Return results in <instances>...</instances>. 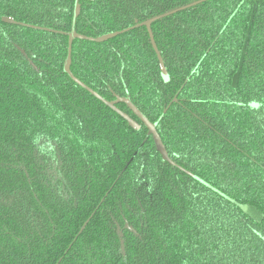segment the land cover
I'll return each instance as SVG.
<instances>
[{"label":"trees","instance_id":"1","mask_svg":"<svg viewBox=\"0 0 264 264\" xmlns=\"http://www.w3.org/2000/svg\"><path fill=\"white\" fill-rule=\"evenodd\" d=\"M74 3L0 0V264H264V0L79 1L89 38L188 6L151 24L168 82L143 26L71 49L175 166L63 72Z\"/></svg>","mask_w":264,"mask_h":264},{"label":"water","instance_id":"2","mask_svg":"<svg viewBox=\"0 0 264 264\" xmlns=\"http://www.w3.org/2000/svg\"><path fill=\"white\" fill-rule=\"evenodd\" d=\"M80 0H75L74 3V9H73V18H72V25H71V29L70 32L65 34L68 38V47H67V55H66V59L64 61L63 64V72L74 82L76 83L78 86H80L82 89H84L85 91H87L89 94H91L93 97H95L97 100H99L100 102H102L106 107H108L110 110H112L113 112H115L117 115H119L123 120H125L128 124V126L130 128H132L135 131H138L140 129V126L134 121L132 120L127 114L121 112L120 110H118L116 108V105L118 103H123L127 106V108L133 113V115L143 124V126L146 128L147 130V136L151 137L155 149L156 151L160 154L161 158L163 161L169 163L171 166H175V164L169 159L168 154L165 150V147L162 144V141L158 135V133L156 132V126L157 123L153 124L151 122L148 121V119L130 102L129 98H119L116 97V99L114 101H106L104 99H102L99 95H97L94 91H92L90 88H88L87 86H85L83 83H81L79 80H77L71 73L70 71V65H71V49H72V43L74 40L79 39V40H85V41H90V42H95V43H101V42H105L111 38H114L115 36L124 33L126 31H129L133 28L136 27H140L143 26L146 28L149 38H150V42L153 48V51L155 52L156 58L158 60V64H159V68H160V75L161 78L163 79L164 82H168V75L165 69V66L162 62L161 56L157 50V47L154 43L153 37H152V33H151V24L163 17H166L168 15H171L175 12H178L186 7L162 14L160 16H157L155 18L149 19L139 25H136L134 27H131L127 30L121 31V32H115L112 34H106L103 35L101 37L98 38H89V37H85L82 35H79L76 33L75 31V23H76V19L80 14V4H79ZM88 1H93V0H88ZM200 2V1H199ZM196 2V3H199ZM194 3V4H196ZM2 21L4 23H8V24H17V25H21V26H25V27H30L32 29H40V30H44V31H49L48 29H42V28H38V27H34V26H27L24 24H20V23H16L12 18H2ZM165 113V111L163 112V114ZM188 175H190L189 173H187ZM195 178V177H194ZM196 180H198L197 178H195ZM120 237V245H121V249L123 248V242L121 240V234H119Z\"/></svg>","mask_w":264,"mask_h":264}]
</instances>
